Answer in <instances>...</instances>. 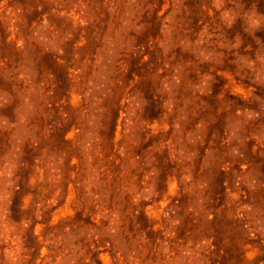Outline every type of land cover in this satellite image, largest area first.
Returning <instances> with one entry per match:
<instances>
[{
	"label": "rangeland",
	"instance_id": "rangeland-1",
	"mask_svg": "<svg viewBox=\"0 0 264 264\" xmlns=\"http://www.w3.org/2000/svg\"><path fill=\"white\" fill-rule=\"evenodd\" d=\"M0 264H264V0H0Z\"/></svg>",
	"mask_w": 264,
	"mask_h": 264
}]
</instances>
